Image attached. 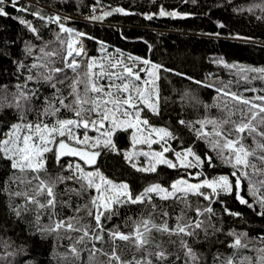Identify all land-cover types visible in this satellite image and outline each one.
<instances>
[{
  "label": "snow or ice",
  "instance_id": "snow-or-ice-1",
  "mask_svg": "<svg viewBox=\"0 0 264 264\" xmlns=\"http://www.w3.org/2000/svg\"><path fill=\"white\" fill-rule=\"evenodd\" d=\"M6 4L16 12L28 13L41 21V28L51 24L58 27L55 42H44L39 48L40 55L31 64L17 62V71L27 75L22 83L15 85V91H9L6 86L0 88V110H11L18 115L16 122L5 126L7 130L0 129V164L11 170L0 190L7 193L9 208L17 219L33 214L38 233L69 241L67 250L60 254L63 264H72L73 261L79 264H169L172 253L157 239V234L167 236L168 244H176L172 237L179 239L184 264H201L200 254L185 237H196L201 230L206 235L209 230L213 234L222 232L213 223L217 215L213 204H223L221 196H234L241 205L264 217V94H259L264 89L246 88L244 91L256 93L246 97L233 91L228 84L193 81L206 88H215V107L220 115H205L195 121L178 120L177 123L192 132L195 141H202L208 151L200 155L193 146L177 151L170 141L179 137L168 128L152 125L144 115L145 110L153 116L161 115L160 72H171V69L146 58H125L119 50L113 56L103 44L101 57H89L83 40L93 37L67 27L65 21L70 17L46 16L41 10L30 11L29 7L20 6L19 0H0V17L9 16ZM255 8L264 12V5L240 11L254 12ZM113 12L128 14L123 8H114L87 19L101 20ZM158 15L178 17L181 14L166 11L161 6ZM13 18L18 19L37 40L41 39L40 29L31 20ZM145 18L153 17L148 15ZM53 43L58 47H53ZM33 47L26 45V55H33ZM224 67L235 70L244 81L264 80V68L226 63ZM248 73L256 75L249 76ZM175 75L193 79L182 73ZM30 83L37 87H29ZM45 86L51 89V95L43 96L41 88ZM183 98L192 106L200 103L198 97L187 92ZM36 105L41 106L37 108ZM208 107L205 105L206 111ZM31 114L34 118H30ZM128 129L133 130V149L138 144H147L149 149L153 144L160 145L159 151L123 152L124 160L136 172L157 173L160 166H165L179 169L185 175L167 187L152 183L139 193H134L128 183L107 178L95 167L97 159L104 151L118 152L113 137ZM89 130L99 134L90 136ZM145 132L147 135H143ZM137 133L141 135L138 137ZM249 139L251 145L247 142ZM70 157L77 160L65 161ZM139 157L145 158L142 163ZM217 161L231 171L215 177L205 175L206 169L216 168ZM53 163L57 171L50 174L49 167ZM84 165L92 170H86ZM245 182L251 203L243 195ZM191 197L197 198L195 205L190 201ZM75 198H86V202L74 205ZM155 198L165 202L179 201L184 205L173 225L169 224L171 214L160 212L154 203ZM201 200L206 203L201 205ZM128 205H142L148 210L138 219L128 218L130 230L127 232L118 226L108 228L106 222ZM66 209H71L72 214H65ZM189 210L195 213L194 217L188 215ZM223 211L229 216L242 215L230 211L226 205ZM44 217H47V223L42 222ZM227 236L232 238L227 242L228 248L234 251L223 264H264V236L257 241L248 233L234 229L229 230ZM0 245L5 249L0 260L20 253L26 255L23 248L7 251L13 247L9 240H0ZM243 250L255 252V259L241 255ZM125 251L138 253L139 258L134 255L131 260H125ZM83 253H87L86 262L82 259ZM176 259L179 260V256Z\"/></svg>",
  "mask_w": 264,
  "mask_h": 264
},
{
  "label": "trees",
  "instance_id": "trees-1",
  "mask_svg": "<svg viewBox=\"0 0 264 264\" xmlns=\"http://www.w3.org/2000/svg\"><path fill=\"white\" fill-rule=\"evenodd\" d=\"M48 7L68 13L73 16L83 14L102 15L105 11L114 8H123L127 15L113 12L112 15L99 20L100 23H89L78 20H66L67 27L76 31L87 33L93 39H84L83 44L87 56L101 57L104 49L113 56L117 50L123 57H139L149 59L155 64L163 65L171 72H160L161 85V115L153 116L147 110L144 115L149 118L150 123L156 127H164L175 133L179 139L170 141L175 150L182 147L193 146L198 154L203 155L208 151L202 141H195V136L187 128L177 123L178 120L195 121L202 119L205 115L218 116L219 110L215 107L217 103V92L215 88H206L193 81H202L204 84H228L233 91H239L246 97H252L256 93L244 91L246 88L264 89V80L252 79L244 81L236 74L235 70L224 67V64L239 65L251 68H264V12L255 8L254 12L240 11V9L253 8L256 5H264V0H37ZM20 6H23L19 3ZM93 6L98 12L93 14ZM164 7L166 11H176L181 14L178 17H161L158 12ZM9 13L7 17H0V88L7 87L9 91H15V85L23 82L26 72H18L17 62L31 64L39 55V48L44 42L56 40L58 27L55 24L47 28H41V21L36 20L28 13L16 12L10 5H5ZM30 11L41 10L46 16L48 10L30 4L27 5ZM235 9V10H234ZM151 15L152 19L145 17ZM22 17L31 20L35 27L41 31V39L29 32L18 19ZM222 25V26H221ZM34 45L33 55H26V45ZM53 47H58L53 43ZM87 57H85V60ZM222 62V63H221ZM175 73L185 74L192 77L188 80ZM69 76L72 73L69 71ZM249 76L256 75L248 73ZM29 87H37L30 83ZM43 96L51 95V89L46 86L41 88ZM190 93L198 97L200 103L192 106L186 99L184 93ZM65 94L67 91L65 90ZM259 94H264L260 92ZM42 104V98H41ZM205 105H208L207 111ZM41 105H36L39 108ZM30 118H34L31 114ZM18 115L11 110H0V129H6V125L16 122ZM95 131L89 130L92 136ZM83 134V129L80 130ZM131 132L119 131L113 139L117 145L118 152L104 151L97 159L99 170L109 179L120 183H128L134 193H139L152 183H161L165 187L172 181L184 176L185 173L179 169H168L160 166L157 173L136 172L128 162L124 160L123 152L130 146ZM195 141V143H194ZM251 145V139L247 141ZM76 161L77 158H65ZM82 163V162H81ZM216 168H208L205 175L215 177L227 174L231 169L216 162ZM86 170L91 171L87 165ZM57 171L54 163L49 167V173ZM195 172L198 169H192ZM11 170L0 164V185L8 180ZM247 187V183L245 182ZM243 195L249 202L252 198L248 196L247 189ZM15 187V185H13ZM195 197L190 201L195 205ZM221 203H214L216 217L213 223L222 229L221 233L213 234L211 230L206 235L199 231L193 238L185 237L189 245L201 256V264H223V261L233 254V249L228 248L231 237L227 236L229 230L246 232L250 238L264 236V217L256 215L254 209L241 205L234 196H221ZM85 199L75 198L73 204H82ZM154 203L159 206V211H168L171 214L169 224L175 223V217L180 215L184 205L179 201H161L155 198ZM206 202L200 201L203 205ZM227 206L232 212H239L240 217L229 216L224 213L223 207ZM150 208V206H149ZM148 209L142 205H128L119 209V214L111 221H107L108 228L118 226L122 231H129V217L138 219ZM65 214L71 215V209H66ZM188 215L194 217L195 213L189 210ZM34 215L26 214L23 219H17L9 208V199L6 192L0 190V240L13 242V249L23 248L25 253L15 257H8L7 260H0V264H63L60 254L67 250L69 241L57 239L55 235L43 236L36 231L33 224ZM47 223V217L42 220ZM159 222V220H158ZM107 239V237H105ZM157 239L164 243L172 253L169 264H184L183 252L179 247V239L176 244H168L167 236L157 234ZM224 243L221 244L220 242ZM121 244L123 242H120ZM99 246V245H98ZM260 246L259 243L256 245ZM5 249L0 245V256ZM139 258L138 253L125 251L123 258L131 260L133 256ZM241 255L251 256L255 259V252L243 250ZM179 256V260L176 257ZM219 256L220 259H216ZM83 261H87V253L82 254ZM72 264H79L73 261Z\"/></svg>",
  "mask_w": 264,
  "mask_h": 264
},
{
  "label": "built area",
  "instance_id": "built-area-1",
  "mask_svg": "<svg viewBox=\"0 0 264 264\" xmlns=\"http://www.w3.org/2000/svg\"><path fill=\"white\" fill-rule=\"evenodd\" d=\"M19 3H21L23 6H27V5H30V4H33V5H36V6H39V7H42L46 10H48V12L50 13L49 15L51 14H59L61 15L62 17H70L69 20H78V21H84V22H89V23H100L99 20H91V19H87V17H90L89 15L86 14H83L82 16H73V15H70L68 13H64V12H60L59 10L57 9H54V8H51V7H48L46 5H43L41 3H39L37 0H19ZM95 7V6H93ZM98 8L95 7V11H93V8H92V13L95 14L97 13L98 11Z\"/></svg>",
  "mask_w": 264,
  "mask_h": 264
},
{
  "label": "rangeland",
  "instance_id": "rangeland-1",
  "mask_svg": "<svg viewBox=\"0 0 264 264\" xmlns=\"http://www.w3.org/2000/svg\"><path fill=\"white\" fill-rule=\"evenodd\" d=\"M130 132H131V135H130V146L128 149H126V151H150V150H155V151H159L160 150V145L159 144H153L151 149L148 148V145L147 144H138L136 145L135 149H133V145H132V134H133V130L132 129H128ZM99 133L95 132L92 136H97ZM141 135V133H137V136L139 137ZM143 135H147V133H143ZM170 158H174L171 156V154H169ZM139 161L142 163L144 161V157H139L138 158ZM187 178V177H186ZM193 183H195L196 181L193 180L192 181ZM247 183V182H246ZM245 189H247V187L245 186ZM251 203V202H250Z\"/></svg>",
  "mask_w": 264,
  "mask_h": 264
}]
</instances>
